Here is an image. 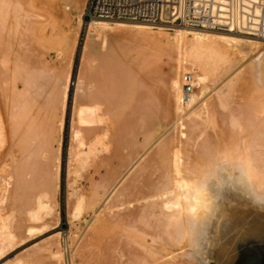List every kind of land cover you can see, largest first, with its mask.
I'll use <instances>...</instances> for the list:
<instances>
[{
	"label": "bare ground",
	"instance_id": "1",
	"mask_svg": "<svg viewBox=\"0 0 264 264\" xmlns=\"http://www.w3.org/2000/svg\"><path fill=\"white\" fill-rule=\"evenodd\" d=\"M55 1L0 0V259L21 237L34 229V223L42 222L45 225L43 217L52 205L49 197L54 198V203L57 202L61 136L69 76L67 73L65 83L54 79V71L50 73L45 68L49 63H42L41 68V60H34L36 56L32 54L31 45L33 20L45 15L40 14V7L57 23L61 21L55 16L59 12L54 13ZM33 4L35 8L39 6V12L33 11ZM88 25H92L88 31L91 35L121 29L130 32L129 38L132 37V40L138 41L140 38V42L150 41L154 46H159V50L167 51V55L168 50L173 54L178 51V59L186 63L184 71L191 72L192 88L184 90L182 75L179 78L181 92H178L175 77L170 79L168 74L165 79L166 73L161 71L162 76L159 74L160 69H153L152 66L150 71L146 69L149 76L144 74L143 77L140 72L141 76H136L135 66L154 65L153 60L147 62L144 58V61H139L141 55L138 61L137 58L131 61V68H135L129 76L130 71H125L131 70L128 67L130 64L127 62L125 67L122 55L123 49L126 51L130 46L126 42L124 45L114 40L116 42L107 45L104 50L94 46L92 58L99 65L95 64L97 67L92 66L90 73H86V82L83 80L85 86L80 85L81 93H77L79 89L76 87L78 91L75 92L80 95L74 93L72 102L65 203L73 204L76 211L83 208V212L87 210L93 214L104 206L107 198L116 196H124L123 199L127 196L135 197L141 204L131 212L127 210L129 212L126 214L120 211L121 216L114 215L117 218L112 215L115 219H105V215L104 218L95 216L88 238L101 242V246L98 244L100 247L94 240L96 244L91 243L100 251L93 256V260L97 254L99 257L91 262L92 254L86 253L77 264H184L193 258L195 264H231L237 259L235 240L240 234L251 232L257 236L262 235L254 225L264 221V212L257 213V208L238 192L225 191L219 201V223L213 221L204 234L211 246H205L203 255L185 256V249L174 242V225L186 211L195 214L200 202L193 198L194 203L186 209L189 198L178 195V192L194 182L189 177L193 176L196 165L210 147L228 156L238 155L244 159L258 182L264 185V51L259 49L260 41L249 39L252 36L245 34L185 27H175L173 32L167 34L163 30L166 28L162 26L137 22L90 20ZM59 26L58 31L65 34L64 28L59 29ZM121 44L128 47L124 48ZM131 44L133 46L135 43ZM246 49L259 51L255 50L254 55H258L242 67L245 78L241 79V71L240 75L230 76L228 72L236 69L233 67L239 60L237 55H244ZM227 73L228 77L225 76L221 81L222 86L213 92L214 95L211 92L212 96L210 93L211 97L204 99L202 94L207 89L205 87L212 85L207 79L202 82L200 78L208 76L211 81L216 79V83ZM80 76H77L78 83L83 75ZM238 80H242V83ZM257 81L262 86H259V91L252 88V84ZM205 82L209 85L206 83L205 86ZM56 88L57 92L60 89L57 101H61L58 115L55 114L57 105L54 106L58 103L55 101L58 96L55 94ZM45 91L49 92H46V98L42 95ZM199 99L203 101L196 106ZM181 100L189 108L177 115L179 118H175L170 127L176 125L177 129L178 126L184 128L185 131H180L183 138L177 133L166 131V127H169L168 118L174 116L173 110H183L178 105ZM40 106L42 109L44 106L50 107L44 110L45 115L42 113L39 116ZM181 117L186 118L178 122ZM81 178L88 182L85 194L80 191ZM210 191L217 194L214 185H210ZM123 232L127 234L126 240L136 246L130 247L136 249L135 252L131 249L133 253L130 256L126 253L125 263L117 260L112 253L114 245L120 240L118 235ZM61 256L54 251L49 257L57 263ZM20 257L6 264H29L30 257L27 261L24 256L23 259ZM38 261L35 264H40V258ZM47 261L50 262L47 259L45 263L54 264Z\"/></svg>",
	"mask_w": 264,
	"mask_h": 264
},
{
	"label": "rangeland",
	"instance_id": "2",
	"mask_svg": "<svg viewBox=\"0 0 264 264\" xmlns=\"http://www.w3.org/2000/svg\"><path fill=\"white\" fill-rule=\"evenodd\" d=\"M79 2H81V3H79ZM85 3H86V0H80V1H77V0H56L55 1L54 13H58L59 12V14H60V12H61L60 15L59 14H55L56 18L57 17L59 18V19L57 18V20H61V21H59V22H61V24L59 22L57 23V21L54 18H50L51 15L49 13L47 15L46 11L44 9L42 10V8L40 7L41 10H39V8H38L39 6H36V8H35V5L33 4V11H35L36 13L40 11V14L42 15L44 13L46 15V18H47L46 19L45 15H44V17L40 16V18H39L40 20L36 17L39 21L36 20L35 17H34L35 20H33V22H34L33 24L34 25L37 23L36 26L33 25V34H32V38H31V40H32V44L31 45H33L32 46L33 47V49H32L33 53L32 54H34L36 56V57L33 56V57H35L34 60H36V59L38 61L41 60L40 61L41 62V65H40L41 68L43 67L42 63L44 65L45 64L47 65L49 63L47 66H45V68L46 69L48 68L47 70H50V73H52L54 71L52 75L53 76L55 75L54 79L57 78L58 82L65 83L66 80H67L66 79L67 78L66 74L68 73V76H69L68 77L69 85H68V89H67V98H66V108H65V114H64V117H63V128H62V136H61V161H60L59 174H58V190L56 192V200H57L58 203L57 202L54 203V200H53L54 198H52L51 196L49 198H51L52 201H50V199L48 198L47 204L50 201V204H52V205H50L51 206L50 207L51 208L50 211L48 213H45V215L43 217V221L44 222L46 221L45 225H42L41 224L42 222L34 223L36 226L33 225L34 229L31 231L32 234H31V232L26 233L25 236H24L25 238L27 236L26 239L24 237L23 238L21 237V239L19 238L21 241L19 240L17 242V244L13 248H11L10 250L6 251L7 253H5V255L3 257H1V259H0V264H6V263H9V262H12L14 260V258H17L18 256H21L20 257L21 259H23L25 257L24 259L26 261H27V258L30 257L29 258V264H35V261H38V258H40V264H41V261H42V264H43V262L45 263V260H47V259L50 261L49 258H51V257H49V256L54 251H56L57 253H60L63 256V257L61 256V258H63V260L61 258L59 260L60 262L63 261V263H61V264H64V263L65 264H70L71 262H73V264H77L79 262V260H80V257L83 254H86V253L87 254L90 253L89 255L92 254L91 255L92 257L88 255L89 257H91V262H92L93 256H96V253L99 254V252H100V251H98L99 249L96 248V245L98 247L101 246L100 245L101 242L99 243V241H97L96 238H95L96 240H94L93 238H91V239L88 238V235H90V229L89 228L93 224V221L95 219L94 217L95 216H100V217L102 216V218L105 217V219L106 218L107 219H115V218L121 216L119 214H122L123 213L122 211H124L125 214H126V213L129 212V211L126 212L127 210H130V212H131V211L135 210V207L136 208L140 207V204H141L140 201L137 200V198L135 199V197L134 198L133 197L130 198L131 196H127V197H129V199L127 197H125L123 199L124 196H121V197L119 196L122 200L120 198H118V196L113 197L111 199L107 198L105 200L106 202L104 201V204H103L104 206H101L100 208H98L94 214H93V212H88L87 210H85L83 212L82 211L83 208L80 209L82 211V213H81L80 210L79 211L75 210L73 204H69L68 205V204L65 203L66 202L65 198H66V195H67V187H66V183H67V180H66V178H67V151L69 149V142H70L69 141L70 140L69 136H70V131H71V129H70L71 128V112H72L71 109L73 107L72 102H74L75 94L78 95V96L80 95V94H77V93H81L79 88L82 87V86H80V85L82 84V85L85 86V84L83 83V80H85L84 82H86V79H87L86 77H88L87 74H89L90 71L92 70L91 69L92 66L95 67L96 66L95 64L99 63L98 61L94 60V58H92L93 57V53L92 52H93L95 47H99L100 50L101 49L104 50L107 45L112 44V42H116L114 40H118L119 41L118 43H122L123 42L124 45H126L125 42L128 45L130 44L131 47L130 46L129 47L126 46L128 48L124 47L122 45L123 43L121 44L122 47L126 48V51L129 49L127 52L123 49V52H122L123 58L126 61V62L124 61V63L126 64L128 62V64H130V65H128V67L130 66V68H131V63L133 64V62H134V60L136 58H137V61H138V59H139L138 56H140V55H141L140 56L141 59H139V61L140 60L144 61V58H145L146 61L150 60L149 62H152V60H153V62H154L153 63L154 65H149L148 64L150 67L142 65L141 67H138V68H137V66H135L136 67L135 68L132 65L135 68V72H137L136 76L137 75L141 76L140 74H142V75L145 74V75L149 76V74L147 73L148 72L147 70L150 71L151 66H152V68L156 67V69H160V72L163 71L164 73H166V74H164V78L165 79H166V76L168 74L169 75L167 77H169L170 79L175 77L174 81H177V86H179L177 91L181 92L180 85H179V78H180V76L182 77V75L184 73H186L184 71L186 63H185V61H182V60L178 59V58H180V55L178 54L177 50H176L177 52L175 50H173L174 52H176V53H174L175 55L173 53L169 52L171 50H168L169 54L167 55V53H166L167 51H163V50H161V48L159 50V48H158L159 46H154L150 41H148L149 43H147L146 40H142L140 42V40H141L140 38H138V41H137V39L135 41L132 40V37L129 38L131 36L130 35L131 33L130 32L126 33L125 31L123 32V31H121V29L105 30L106 32H104V31L101 32L102 35H101V33H92V35H91V33L89 34L88 31L90 30L92 25H88L89 21L86 18L85 19L82 18V12H83V8L85 6ZM68 7H71V8H68ZM55 11H57V12H55ZM66 13H67V19L68 20H66ZM58 25L61 26V27L59 26V29L60 28L61 29L64 28L63 30H64L65 34H61L58 31ZM176 28H181V27H176ZM176 28H174V29H176ZM182 28H184V27H182ZM163 30L167 34H170L171 32H173V29H171V30L170 29H167V30L163 29ZM104 33H106V35ZM134 38H136V37L134 36ZM249 39H255L258 42L260 41V43H258V45L260 46L259 49L261 48V50L264 51V39L255 38V37H251ZM144 41H146V42L143 43ZM128 42H130V43H128ZM131 43H135V44L132 46ZM137 43H138V45H137ZM259 49H257V50L259 51ZM255 50L256 49H254L253 52H255ZM261 50H260V52H262ZM248 52L250 53V56H249ZM253 52H251V50H247L246 49L244 51V55H240V57H239V55H237V58L239 60L237 59L238 62L235 64L236 67L235 66L233 67V68H236V69L232 68L233 69V70H231L232 74L230 72H228L230 74V76H233V75H236V74L240 75V71H241V76H242L241 79L245 78V76L242 74L243 73L242 72V69H243L242 67H245V65H244L245 63L248 64L251 61V58L253 59V58H255L258 55V54L254 55ZM36 53L38 55H36ZM172 54L174 55V57L176 56L175 59H173L174 57L172 58ZM89 55H91V56H89ZM251 55H254V57L253 56L251 57ZM151 57H153V58H151ZM246 57L248 59H250V60H248ZM132 60H133V62H131ZM36 63L38 64V62H36ZM125 67L127 68V64L125 65ZM133 67L131 68V70H133ZM130 68H128V69H130ZM61 70H62V72H61ZM131 70H126L125 72H127V71L129 72L130 71L129 76H131L132 75L131 73L134 72V70L133 71H131ZM166 70L169 73L166 72ZM169 70L173 71V72H170ZM144 71H146V72L144 73ZM138 72H140V74ZM163 72H161L159 74L163 76V74H162ZM45 73L47 74L48 72H45ZM187 73H189V75L191 74V72H187ZM228 73L226 75H224V76H221V78H219L216 83H215L216 79L213 80L214 81L213 82V81H211L212 79H210L208 76H203V78H200L202 82L206 81V79H207V82L210 85H212V86H208L210 88L205 87V89L207 88L205 90V92H204L205 94L204 93L202 94L204 99L207 98V96L211 97L212 93L217 88L222 86V85H220V84H223L221 81L224 80L225 76L228 77V75H229ZM81 74L83 75L82 78H81L82 80H80V82L78 83V79L77 78ZM124 74H126V73H124ZM52 75H51V77H53ZM145 75L143 77H145ZM171 75H172V77H171ZM169 78L167 80L170 81ZM195 80L196 79H194V81ZM209 80L213 84H211L209 82ZM238 81L240 83L242 80H238ZM207 82L204 83L205 86L208 84ZM62 83H60V87L61 88H62ZM256 83L252 84V86H254L252 88L257 90V91H259L262 88V86H260L261 85V84H259L260 82L257 81ZM163 85H162V87H163ZM76 87L79 89V91L77 90ZM48 88H49V86L47 87V89ZM163 88L165 89V87H163ZM83 89H84V87H83ZM48 90H50V89H48ZM47 91H45L44 94H42V95L45 96ZM57 91H58V89L56 88V93L55 94H58V93L60 94V89H59V92H57ZM75 91L76 92L78 91V92L76 93ZM47 93H49V92H47ZM210 93H211V96H209ZM214 93H213V95H214ZM59 94H58V96L55 95L57 97V98L55 97L56 98V100L54 99L55 101L59 100L58 99L59 98ZM43 96H40V98L43 97ZM46 97H47V95L44 98H46ZM44 98H41L42 101L43 100L45 101ZM199 100L200 101L198 102V104L196 106L199 105L201 100L203 101V99H199ZM48 101H49L48 103H50V100H48ZM55 101L52 102V103H55ZM57 102H56L57 104H54V106L57 105V109H56V107H52V108L56 109L55 110V114L58 115V114H60L59 112L61 110V105H60L61 101H57ZM52 105L53 104H51V106ZM178 105H180L181 109H183V110H182V112H178L179 108H177L178 111H176V109L173 110L172 114H174V116L171 115L172 117L168 118L169 119V121H168L169 125H167V126H169V127H166L167 128V130H166L167 133H173V134L177 133L178 135H180V131H185L184 128H182L181 126H178V129H177L176 125L171 126L172 128L170 127L171 122H173L175 118H179V117H177V115L179 116V115L183 114L185 112L184 110H186V109L188 110V108H189L188 104L185 105L184 101H182V100L179 102ZM44 107H43V109L41 108V106L39 107V116H42V113L44 115L46 114V112H44V110L48 109L49 106L46 107V108H44ZM40 108L42 110H40ZM58 108H60V109H58ZM194 108H195V106H194ZM174 111H176L177 113L174 112ZM55 116L56 115H54V117ZM185 118L181 117V120L178 119V122H181ZM167 133L165 132V134H167ZM181 137L183 138L184 135L181 136ZM83 173L85 174V170H84ZM80 184H81L80 185V191H83L81 193H84V191L86 189H88V182L86 180H84L83 178H81ZM112 193H114V191ZM116 198H118V199L116 200ZM112 199H114V200H112ZM123 200H125L126 203H122V202H124ZM106 204H109V205L107 206ZM255 210L257 211V213H261L262 212L261 210H258V209H255ZM114 211L117 212V213H115ZM115 214H116L117 217L114 216ZM38 223H40L41 225H39ZM40 226H43V227H40ZM256 227L259 229V232L260 231L262 232L261 236L254 235L255 233H251V232H249L248 234L247 233H242V234H240L241 238L239 236L238 239L235 240V242H236L235 243L236 251H237L238 254H237V259L232 261L231 264H264V221L261 220L260 222L256 223L254 225V228H256ZM87 238H88L89 241L87 240ZM118 238L120 239V240L118 239L119 242L121 241L120 243L117 241V244L120 247L117 248V244L114 245L112 253L115 254V257L117 258V260L118 259L122 260L120 262L124 261V263H125L127 256H130L131 253H133L132 250H134V252H135L136 249H134V248H136V246L133 245L132 243H130L128 240H126V238H127L126 232L120 233L118 235ZM83 240H84V243L82 242ZM93 240L96 241L97 244L94 243ZM125 241H127V242H125ZM91 243L96 244V245H91ZM87 244H88V246H87ZM83 245L85 247L87 246L86 247L87 249H85V247ZM133 246H135V247L134 248H130V247H133ZM115 248H117V249H115ZM128 249L131 252L128 251ZM116 250L122 251L120 253H122L123 256H122V254L120 255V253H118V251L116 252ZM111 251H112V249H111ZM94 252H95V254H94ZM102 253H103V251H102ZM126 253H127V256H126ZM73 254H75V255H73ZM98 254H97V257H99ZM116 255H119V256H116ZM70 257H72V258L70 259ZM97 257H94L95 261H96ZM51 260L52 261H50V262H53L54 264H60V262H57V263H56V261L54 262V260L52 258H51ZM50 262H48V263H50ZM36 264H37V262H36ZM45 264H47V263H45ZM184 264H186V262Z\"/></svg>",
	"mask_w": 264,
	"mask_h": 264
},
{
	"label": "built area",
	"instance_id": "3",
	"mask_svg": "<svg viewBox=\"0 0 264 264\" xmlns=\"http://www.w3.org/2000/svg\"><path fill=\"white\" fill-rule=\"evenodd\" d=\"M82 18L185 27L264 39V0H86ZM185 91L192 88L183 74Z\"/></svg>",
	"mask_w": 264,
	"mask_h": 264
},
{
	"label": "clouds",
	"instance_id": "4",
	"mask_svg": "<svg viewBox=\"0 0 264 264\" xmlns=\"http://www.w3.org/2000/svg\"><path fill=\"white\" fill-rule=\"evenodd\" d=\"M189 179H194V182L180 190L178 195L189 198L186 209L194 203L193 198L199 200L198 211L195 214L186 211L174 225L173 236L174 242L185 249V256L203 255L205 246H211L204 234L213 221L219 223V201L225 191L238 192L253 207L264 211V185L258 182L248 163L238 155L228 156L210 147ZM210 185H214L217 194L210 191ZM186 264H195L194 258L186 260Z\"/></svg>",
	"mask_w": 264,
	"mask_h": 264
}]
</instances>
